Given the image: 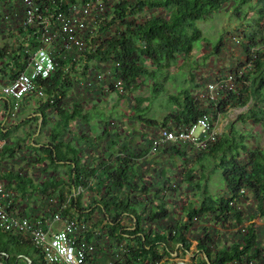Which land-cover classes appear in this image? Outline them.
I'll return each instance as SVG.
<instances>
[{"label": "trees", "instance_id": "trees-1", "mask_svg": "<svg viewBox=\"0 0 264 264\" xmlns=\"http://www.w3.org/2000/svg\"><path fill=\"white\" fill-rule=\"evenodd\" d=\"M87 1L90 0H44V4L49 12H53L66 11L70 5ZM230 3H233V12L237 17L240 15L244 17L245 13L250 11L251 18L256 20L254 23L257 28H251L252 30L242 34L240 50L245 59L236 69L228 73L234 76V90L217 92L215 100H210L208 97L201 99L203 91L195 96L191 92L198 89V86L193 85L194 76L189 73L194 62L192 64L188 62L193 61L191 59L195 51L201 47V43L211 45V54H218L223 44L221 37H218L212 45L214 40L212 42L207 40L196 24ZM18 4L19 10L22 11L20 1ZM243 6H246V10L241 9ZM144 12H147L148 16L138 20V16ZM105 13L106 18L110 20L105 25H101V16ZM92 24L94 29L91 27ZM91 25L89 26L91 34L87 32L83 36L86 43L84 52L77 56L69 54L65 59L57 57L56 71L50 78L40 82L44 97L37 99L39 116L8 126L9 129L18 130L31 121H39V119L41 120L39 131L51 125L47 131L46 144L37 147L33 139H30L28 144V150L34 152L37 157L33 161L35 164L47 163V168L52 169L53 172L61 167L67 168L65 181L54 180L53 174L48 180H42L43 190H40L39 194L40 198L44 197V201L47 202V212L53 213L65 204L61 211L63 218L69 217L79 223L89 224V232L86 234L88 241H94L98 246L100 241L107 239L115 243L123 242L127 249L128 263L150 261L159 264H167L168 262L164 263V259H168L178 246H181L183 251L189 250L187 234L196 222L204 217L211 216L216 223L220 222L222 227L229 222L236 226L242 225V214L236 209V204L245 192L252 196L256 204L249 221L264 218V146L249 149L245 144V137L237 136L235 132L223 136L217 134L216 141L204 150H197L190 144L166 146L164 153L172 150L174 155L182 159L187 157L189 148L188 152L193 153L192 157H194V165L192 164L183 173L181 180L187 188L198 191V203L189 202L182 207V214L185 217L177 221H169L168 212L162 203L155 207V212L150 217L139 214H145V204L138 197L130 199V195L138 193L147 203L153 205L154 202L147 195L151 186L145 184L138 186L132 182L138 177L133 155L119 157L118 154L113 160L99 161L95 164L92 163L93 161L84 162L83 158L87 160L89 156H84L82 150L75 148L70 139L64 140L70 124L78 122L90 124L88 112L84 111L79 103L67 107L68 94L73 84L79 85L81 82L71 77L69 73L73 71L71 65H82V63L84 67L82 66L80 79L86 81V84L91 79L89 78L91 73L87 74L89 63H97L93 68L95 72L99 71L100 64H109L110 76L106 77L110 79L109 91H106L108 94L112 91L122 98L132 95L141 86H149V98L143 96L134 98L136 108L146 100L157 98L166 91L167 101L176 106V110L168 113L161 121L142 119L145 126L185 127L203 115L208 116L209 122L213 124V121L226 115L229 110L243 108L245 113L239 117V120L242 122L248 120L253 126L264 128V33H262L264 0H119L112 6H109L105 0L104 11L96 16ZM96 34H104L105 38L94 40ZM18 35L23 41L18 40L15 49L9 46L0 49V84L2 85L9 83L24 71L29 60V52L37 45L34 30L23 28L20 24ZM97 41L100 44L97 45ZM179 61H181L179 65L181 71L176 75L186 72L191 78L188 80L187 76L182 78V89L177 92L175 89V92L171 93L165 90L164 81L168 78L175 79V76L167 75L171 68L179 64ZM95 72L92 77L97 74ZM115 82L119 83L118 87L114 86ZM4 108L9 111L12 107L11 104L8 107L6 102ZM51 113L57 118L49 124ZM109 124L106 122L105 126ZM6 129V126L0 124V141L4 142L0 149V159L8 156L12 158L15 148L19 147L18 139L9 143L14 131ZM103 133H108V130L105 128ZM79 139L84 140L87 137L82 135ZM23 140L26 141L25 138ZM96 143L93 141L89 148H94ZM147 146L150 151V146ZM159 152L160 149L157 150V153ZM208 167L221 172L224 188L221 189L220 195H212L207 190ZM195 169L200 172L197 179ZM0 179L8 183L11 190L15 186L20 194L26 191L23 186L28 178L22 176L20 172L9 171L0 174ZM160 179L168 182L166 172L160 173ZM62 185L68 187L67 197L63 193ZM155 193L161 195L163 191L157 189ZM83 194L87 196L85 201ZM136 206L141 208L139 213ZM95 213L101 214L102 219L89 223L88 217ZM125 217L133 222L130 227L122 224ZM157 222L160 223L155 224L156 226H162L164 222L165 227L156 231L146 228V224ZM254 227L255 225L250 222L238 233L236 242L221 248L215 244L213 236L203 234L202 237L197 238L196 245V250L202 258L193 264H264V250L257 243ZM96 229L99 230L100 235L93 233ZM0 255L3 256L5 264H46L40 252L28 239L2 231H0Z\"/></svg>", "mask_w": 264, "mask_h": 264}, {"label": "rangeland", "instance_id": "rangeland-1", "mask_svg": "<svg viewBox=\"0 0 264 264\" xmlns=\"http://www.w3.org/2000/svg\"><path fill=\"white\" fill-rule=\"evenodd\" d=\"M117 1L119 0H107L109 6L114 5ZM252 3L254 4V1ZM0 7L1 13H3L4 16H7L8 10H6L5 6L3 5ZM233 8V3H230L225 8L221 9L219 12L215 13L211 17L196 24L207 40L209 39V41L211 42L214 40L212 45L215 44V41L218 39V37H221L223 46L218 54H211V45H205L204 43H201V47L195 51L194 56L191 59L193 61L188 62L189 64H192L194 62L193 67L189 70V73H192L194 76L193 85L198 86V89L196 90H191V87L189 86L193 96L197 95L201 91H203L201 93L204 94V86L206 87L208 84L218 80V78L222 80L223 77L229 73V71H233L234 69H236L237 65L243 62L245 59L244 55L241 53L240 50V43L243 41L242 34L248 30L257 28L254 23L256 20L251 18L252 13L250 11H247L245 13L246 16L244 17L241 15L237 17L235 12H233ZM241 9L246 10V6H243ZM0 15L2 19L3 15ZM145 16H148L147 12L140 14L138 16V20L144 18ZM106 17V13L104 16H101V25H105L107 22H109L110 18ZM8 21L10 22L9 19H7V23ZM93 25L94 24L91 25L92 29H94ZM262 30L263 29L261 28V31ZM113 31L114 29L112 30V33ZM3 32L4 31L0 32L1 48L8 47L12 42L11 37L8 34L7 37V35H5V33ZM262 33H264V31ZM104 38V34H96L94 40H103ZM96 44H100L99 41H97ZM92 47L95 48L94 46ZM180 63L181 61H179V64L177 66L171 68L169 70V74L167 75L169 77L170 75L175 76V79L168 78L167 81H164L165 90H167L168 92L173 93L175 92V89L176 92L179 91L180 89H182V78H185V76H187V80L191 78L189 76L190 74L187 75L186 72L182 75H176L179 73V71H181V68L179 67ZM96 64L97 63L88 64L89 68L87 74L91 73L89 77L91 79L89 80H92L93 78V72H95L93 71V68L96 67ZM83 65L84 63H82V65H71L73 67V71L70 72L72 73L71 75L73 80L77 79L81 81L83 85L73 84L72 93L68 95L67 103H79L84 111L87 110L86 112H88L89 114L90 124H105L106 122H109L111 124V140L118 141L124 138H128L129 135L133 137L135 136V134L138 137L137 132H140L142 127L145 126L142 122V119H154L161 121L168 113L176 110V106L171 105L167 101L166 91H164V93L158 96L157 98L146 100L145 103L140 104V106L136 108L134 98L138 96L149 98V86H141L137 90H135L132 95H128L122 98L118 97L116 93H112V91L111 93L109 92V94L106 92L109 91L110 79L108 78H106L102 83L95 84L93 86L94 88L88 89L86 88V81L80 79L83 72ZM107 70H109V64H100L99 71L95 73H99L100 71L105 72ZM98 93L100 94L98 95ZM37 101L38 100L35 99L34 102L31 103L34 104V106H37ZM244 113L245 110L243 108L231 109L226 113V115L220 116L217 121H213V126L215 127L216 133L219 136H223L224 134L235 132L237 136L242 135L243 137H245V144L248 146L249 149H258L263 147L264 128L253 126L252 123L248 120H245V122L239 120V117L242 116ZM18 114L19 116L16 121L18 120L19 123H22L23 121H25V119H28V113L23 112L22 114L21 112H19ZM32 117L34 119L36 115H33ZM56 118L57 116L55 114H49V124H52L56 120ZM74 124L85 123L78 122ZM38 126L39 121L33 120L28 123V125L22 126L18 130H15L14 133L12 132L13 136L10 137L9 143L11 141L15 142L16 139H18L17 146L19 147L15 148V153L12 158L8 156L0 159V169L4 171L9 170L14 173L20 172L22 176H27V178H30V180H33L34 182L37 180L39 182H42V180H48L49 178H51L52 174V178L54 180H59V169L53 172L52 169L47 168V163L35 164L33 161L37 157L34 152L28 150V144L32 137L37 143V145L46 144L48 141V129L46 127L39 131V134L37 136H33ZM76 127L77 128L75 130V133L78 134L79 127ZM143 129L145 136L143 138L149 145L147 134L152 132L156 133L159 130V126H145L143 127ZM85 135L91 136V140L94 137H99L100 141L97 142L96 146L109 139L108 136H101L102 132L98 130H94L93 133L91 132V134L85 133ZM67 137L68 138H65L64 140H68L69 136ZM79 137L80 136L78 135L77 141L79 140ZM23 138H25L26 141H24ZM236 140H238V138H236ZM102 145L104 144L102 143ZM159 149L161 152L156 153L159 156L156 162V166H152L150 172L148 169L144 170L142 167V172H137L138 177L132 180L133 184H137L138 186H144L143 184L148 187L151 186L147 195L149 198L153 199L154 204L151 205L149 202L147 203L145 201V198L138 193L130 195V199L138 197L139 200L145 204V214L139 213L141 211V208L136 206V210L142 216L150 217L151 214L155 212V207L159 206L162 203L164 208L168 212L169 221L182 220L185 217V215L182 214V207H185L186 204L189 202L196 204L198 203V191L195 189L187 188L181 180V176L183 175V173L194 163V157H192L193 153L190 154V152H188V148V151L186 150L187 157H183L181 159L174 155V153H172L171 155L168 154L169 152L164 153L163 151L166 149V146L161 147ZM171 151L172 150H170V152ZM94 155L95 153L88 155V159H84V162L92 161V157ZM98 162L99 161H95V163ZM195 171L197 173V179L200 175V172L198 169H195ZM206 171L209 174L207 183L208 192L212 195L222 194L221 189L224 188V183L221 177L220 170L215 168L209 169L208 167ZM60 172L62 173L63 171ZM161 172H166L168 182H166L167 180L165 181L163 179H160ZM64 188L65 191L68 187L65 186ZM157 189H162L163 194L156 195L155 191ZM64 191L63 193L66 194V192ZM124 191L126 193H130V191L128 190ZM243 194L244 196L241 197L240 201H238L236 204V209L242 214V225L236 226L234 225V223L229 222L231 226H229V224H226L225 227H222L220 222L216 223L211 216H208L196 222L194 227L191 229L190 237L195 236L199 238L202 237V234L205 235L206 233L213 236L215 244L219 247L222 245H229L233 242H236L238 238V233L241 232L242 229H245L251 222L255 225L254 229L256 231L257 243L259 247L264 250V218H255L253 221H249L250 216H252L255 211L256 204L249 193L245 192ZM68 195L69 194H66V197ZM86 197V194H83L84 201ZM38 202L43 205L44 209L47 208V202L44 201V197L38 200ZM88 218L90 219L89 223H94L96 222V220L102 219V215L95 213L89 216ZM132 223L133 222L127 217H125L122 222L125 227H130ZM159 223L160 222L153 224L148 223L146 224V228L151 229L153 231L159 229L162 230L165 227V224L164 222H162V226L155 225ZM194 233L198 234L194 235Z\"/></svg>", "mask_w": 264, "mask_h": 264}, {"label": "built area", "instance_id": "built-area-1", "mask_svg": "<svg viewBox=\"0 0 264 264\" xmlns=\"http://www.w3.org/2000/svg\"><path fill=\"white\" fill-rule=\"evenodd\" d=\"M22 7L21 25L34 30L36 47L29 52V60L21 73L7 84H0V98L10 100L8 116L12 119L18 114L21 102L30 97H44L40 82L51 77L56 71V58L65 59L67 55H79L86 49L84 35L90 33L91 22L105 9V0H90L73 4L66 11L49 12L44 0H19ZM110 71L95 74L86 87L91 89L95 83L104 81ZM234 76L226 74L204 88L201 99L215 100L217 92L233 91ZM119 86L118 82L114 83ZM215 95V97H214ZM150 152L157 153L161 147L174 144H190L197 150H204L216 141L217 133L206 115L198 118L189 126L159 128L148 133ZM4 145L0 141V149ZM78 193V192H77ZM243 193V191H241ZM14 193L8 183L0 179V231L20 235L28 239L40 252L46 264H159L158 262L126 261L125 243L113 241H88L86 234L89 224L61 215L65 207L60 206L49 219H32L18 215L13 210ZM54 224L60 227H54ZM100 235L99 230H93ZM103 239V238H102ZM0 264H5L0 255Z\"/></svg>", "mask_w": 264, "mask_h": 264}, {"label": "crops", "instance_id": "crops-1", "mask_svg": "<svg viewBox=\"0 0 264 264\" xmlns=\"http://www.w3.org/2000/svg\"><path fill=\"white\" fill-rule=\"evenodd\" d=\"M18 1L19 0H1L0 1V6L4 5L6 10H8L7 16H4L0 10V14L3 15L2 19L0 20V32L4 31L3 33H5V35L8 34L11 37L12 42L10 43L9 48H14V49L17 46L16 43L18 40L23 41V39L20 38L18 35V28L20 27L21 20H22V11H21V9L19 10V8H18V7H20L18 4ZM0 9H1V7H0ZM0 17H1V15H0ZM7 19L10 20L11 24L9 21L7 23ZM8 35H7V37H8ZM0 49H1V47H0ZM69 73H71V72H69ZM71 77H72V75H71ZM80 85H83L82 82H80ZM70 93H72V89L70 90L69 94ZM35 99L37 100V98H35V97L26 98L20 104L19 112H21L22 114H23V112L28 113V116H27L28 119H31V117L33 115H36V117L39 116V113L37 112V110L39 108L38 101H37V106H34V104H32ZM6 102H7L8 107H9L10 100L7 98H4V97L0 98V124H1V126H6L7 129H9L8 126L17 125V124H14L16 122L19 123L18 120L16 121L19 114H16V116L14 118L9 119L7 116L10 113V110L8 111L4 108V106L6 105ZM73 103L74 102L67 103V107L69 108L70 105ZM25 120H27V119H25ZM40 121L41 120L39 119V124H40ZM76 126L79 127V130H78L79 133L78 134L75 133V130L77 128ZM50 127H51V125L47 126L46 128L49 129ZM143 127H145V126H143ZM143 127L141 129L142 132L141 131L137 132L138 137L136 136V134L133 137H131V135H129L128 138H124V139L117 141V140H111L110 139V137H111L110 136L111 124L109 126H105V124H74L73 123V124H70V126L67 128V134H66L65 138H68L67 136L71 135L72 137L69 136V139L71 140L72 145L75 146V148H79L80 150H82L84 156L88 157V155L95 153V155L92 157V161H93L92 163H94V164H95V161L107 162V161L113 160V159H115V157L118 154H120L119 157L126 156V155H133L134 156L133 160L135 161V164H136L135 169L137 170V172H142L141 171L142 167L144 170L148 169L150 172L151 167L156 166V164H157L156 162H157L159 156H158V154H152L149 151V148L147 146L148 144L143 138L144 137V129H146V128L143 129ZM105 128L108 130V133H106V134L103 133ZM9 130L15 131V129H13V128L9 129ZM39 130H40V126H38V128L36 129V132L33 136H35V135L37 136L39 134ZM94 130L101 131L102 132L101 136H108L109 139H107V141L105 140L104 142H102L104 145H102V143H101L100 145H98L99 146L98 147V146H96L97 145V143H96V145H95L96 147H94V148L91 147V149H90L89 147H90V145L92 146V142L93 141L99 142L100 139H99V137H94L91 140V136H87V135H85V133L91 134V132L93 133ZM78 135L80 137L82 135H84L87 137V139H84V140L79 139L77 141ZM32 139H33V137H32ZM42 145L36 144L37 147H40ZM96 149H97V152H96ZM119 152H121V153H119ZM172 153L173 152L169 151L168 154L171 155ZM83 160H84V158H83ZM92 163H91V165H92ZM147 167H149V168H147ZM58 169H59V173H60L59 174L60 175L59 181L60 180L65 181L66 174H67V168L61 167ZM60 171H63V172L61 173ZM6 172H9V170L4 171V170L0 169V174H5ZM43 181L39 182L37 180L34 182L33 180H30V178H28L27 183L23 186L26 189L24 194H20L19 190L15 189V186H13V189H12V191L14 193L13 210L18 215L29 217L32 219H42V218L49 219L51 217L52 213H48L47 210L43 208L42 204L40 202H38V200L41 199L39 192H40V190H43V185H44ZM61 187H65V185H62ZM16 188H17V186H16ZM67 189L65 191L64 190L63 191L66 192ZM73 193H74V190H73ZM54 227H60V225L54 224ZM190 232L187 234V240L190 243L189 250L183 251L181 249V246L176 247V250L174 251V253H172L168 259L167 258L164 259V263L168 262L167 264H193L202 258V256L199 255L197 250H196L197 237H195V236L190 237ZM197 234L198 233H194V235H197ZM199 236H201V235H199ZM231 244H229V246ZM222 246H220V247L218 246V248H221Z\"/></svg>", "mask_w": 264, "mask_h": 264}]
</instances>
